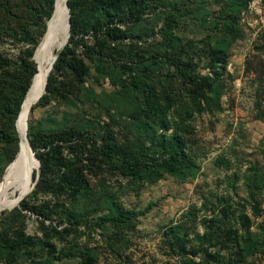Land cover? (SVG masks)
I'll return each mask as SVG.
<instances>
[{
    "label": "rangeland",
    "instance_id": "374dc122",
    "mask_svg": "<svg viewBox=\"0 0 264 264\" xmlns=\"http://www.w3.org/2000/svg\"><path fill=\"white\" fill-rule=\"evenodd\" d=\"M232 2L236 17L229 24L230 32L222 31L219 19L228 9L224 0H147L140 21L126 27L128 34L121 43L104 41L106 56L132 68L123 62L121 53L163 54L167 41L162 28L167 20L176 24L175 35L186 46L195 71L210 75L212 97L218 98L219 106L186 122L189 133L181 135L193 167L180 176L165 174L155 183L124 178L108 169L90 174L93 192L108 199L109 206L139 214L127 227L100 220L112 216L109 206L98 207L85 221L70 227V202L29 194L21 200L24 209L18 203L20 184L14 186L9 192L12 204L0 210V238L8 237L19 246L16 250L0 247V264H264V0ZM241 3L246 7L237 11ZM37 31L39 26L32 25L33 36ZM20 36L1 42L0 56L19 64L30 47ZM223 38L230 42L226 66L214 75L208 47ZM85 39L92 43L90 36ZM90 71L95 80L92 67ZM58 80L69 85L63 75ZM114 90L124 92L107 81L103 88L75 84L69 98L62 90L50 95L43 92L48 102L32 105L26 138L29 126L39 132L89 124L96 133L91 122H98L99 132L105 127L117 144L134 148L123 108L112 122L91 98V93L100 94L102 105L119 108L110 99ZM190 109V99L183 97L169 118L178 121ZM11 151L0 142V163ZM11 206L15 208L9 210ZM83 206L81 201L77 209L81 212ZM175 232L184 239L180 253L172 239ZM207 233L213 234L209 241L198 240L197 236ZM87 257L90 263H85Z\"/></svg>",
    "mask_w": 264,
    "mask_h": 264
},
{
    "label": "trees",
    "instance_id": "16d2710c",
    "mask_svg": "<svg viewBox=\"0 0 264 264\" xmlns=\"http://www.w3.org/2000/svg\"><path fill=\"white\" fill-rule=\"evenodd\" d=\"M53 4L54 0H0V43L14 40L20 34L21 39L30 45L19 64L0 56V142L12 148L9 158L0 163V180L18 152L15 121L36 73L32 57L53 13ZM146 5L147 0H68L70 37L47 76L46 95L62 90L60 92L69 98L73 97L75 84L91 83L103 88L106 81L124 89L120 94L114 90L110 95L119 108L110 107L107 103L102 105L100 94L91 93V98L112 122L123 108L125 113L122 117L128 119L127 127L135 140L134 148L120 146L105 127H100L99 132L98 122H91L96 133L89 124L42 129L39 132H33L32 126L28 127V145L40 163L39 178L30 194L32 198L43 193L70 202L73 207V210L71 207L67 209L68 216L72 217L70 227L77 225L74 224L76 221H85L100 209L98 207L110 204L108 199L93 192L90 174H101L108 169L117 171L124 178L155 183L165 174L180 176L189 171L193 163L186 153L187 145L181 135L189 133L186 122L195 114L219 109L218 98L214 100L212 97L215 91L210 75H200L195 71L193 60L186 54V46L175 35L176 24L171 20H167L162 28L167 41L163 54L152 56L141 51L122 52L123 62L132 64V68L104 54V41L111 45L121 43L128 34L126 27L130 24L135 26L140 21ZM224 5L228 9L219 19L223 23L222 31L230 32L229 24L236 17V4L233 5L232 0H224ZM244 7L246 5L241 3L237 11ZM34 24L39 26L35 36L31 33ZM88 36L92 38L91 44L85 39ZM229 44L223 38L208 47L209 69L214 75H217V69L226 66ZM79 46L81 51L77 52ZM91 67L96 74L95 80ZM62 75L68 78L69 85L58 80ZM45 97L39 99L38 105L48 102ZM183 97L190 99L191 109L178 121L169 118ZM33 109L34 106L30 111ZM170 130L172 133H169ZM35 176V169L25 173L20 183V194L30 188L31 179ZM22 201L20 206L27 209ZM81 201L85 202V206L80 212L77 204ZM109 207L113 208L112 216L100 220L117 227H127L139 216L138 213L116 208V205ZM212 235L207 233L197 238L209 241ZM172 239L180 253L184 249V239L178 232L172 233ZM18 246L15 240L0 238V247L16 250ZM198 252L192 253L195 255ZM84 261L91 262L89 257Z\"/></svg>",
    "mask_w": 264,
    "mask_h": 264
},
{
    "label": "bare ground",
    "instance_id": "6f19581e",
    "mask_svg": "<svg viewBox=\"0 0 264 264\" xmlns=\"http://www.w3.org/2000/svg\"><path fill=\"white\" fill-rule=\"evenodd\" d=\"M53 12L55 14V22L51 27L49 37L44 46L40 50H37V47L35 48L33 58L37 65V73L31 81L22 102V110L15 121V127L20 139L19 149L12 161V165L3 174L0 181V210L12 204V201H9V192L14 186L21 183L25 173L32 167L35 170L38 167L26 138L28 112L32 105L36 104L37 97L44 92L47 76L55 62L56 55L62 51L68 39V10L65 7V0H55ZM29 191L30 188H26L22 195ZM22 195L18 199V203L23 199Z\"/></svg>",
    "mask_w": 264,
    "mask_h": 264
},
{
    "label": "water",
    "instance_id": "95a60500",
    "mask_svg": "<svg viewBox=\"0 0 264 264\" xmlns=\"http://www.w3.org/2000/svg\"><path fill=\"white\" fill-rule=\"evenodd\" d=\"M65 7H66L67 10H68V39H69V36H70V14H69V8H68V0H65ZM54 22H55V14H54V12H53L52 15H51V17L49 18V20L46 22V30H45V32H44V34H43V36H42V38H41L39 44L37 45V50H40V49L44 46V44H45L47 38L49 37L50 30H51V27H52V25L54 24ZM68 39H67V42H68ZM67 42H66V44H67ZM59 53H60V52L57 53L55 60L57 59ZM52 67H53V65H52ZM51 70H52V68H51ZM46 84H47V83H46ZM45 89H46V85H45V87H44V93H45ZM44 93H43V94H44ZM41 97H42V94H40V95L37 97V99H36L35 102L37 103ZM22 105H23V103H22ZM22 105H21L20 112H21L22 107H23ZM20 112H19V113H20ZM15 124H16V123H15ZM18 140H20V139H19V136H18ZM28 144H29V143H28ZM28 146H29V145H28ZM29 148H30V146H29ZM30 150H31V152L33 153V155L35 156V154H34V152L32 151L31 148H30ZM35 159H36V161H37V163H38V167H37V170H36V176H35V179H34V178L31 179L30 191H29L28 193H24V194L22 195V198H25L28 194H30V193L32 192V190L35 188L36 182H37V180H38V178H39L40 163H39V160L36 158V156H35ZM11 165H12V163L9 164V165L5 168L3 174H5V173L7 172V170L9 169V167H10ZM14 208H15L14 206H11V207H9V210H12V209H14ZM3 211H6V210H5V209H2L1 212H3Z\"/></svg>",
    "mask_w": 264,
    "mask_h": 264
}]
</instances>
